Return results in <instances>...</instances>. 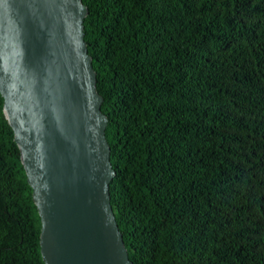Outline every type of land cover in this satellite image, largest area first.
<instances>
[{
	"label": "trees",
	"instance_id": "1",
	"mask_svg": "<svg viewBox=\"0 0 264 264\" xmlns=\"http://www.w3.org/2000/svg\"><path fill=\"white\" fill-rule=\"evenodd\" d=\"M132 264H264V0H82ZM0 95V264H44Z\"/></svg>",
	"mask_w": 264,
	"mask_h": 264
},
{
	"label": "water",
	"instance_id": "2",
	"mask_svg": "<svg viewBox=\"0 0 264 264\" xmlns=\"http://www.w3.org/2000/svg\"><path fill=\"white\" fill-rule=\"evenodd\" d=\"M82 0H0L2 111L40 218L44 264H132L110 204L115 175Z\"/></svg>",
	"mask_w": 264,
	"mask_h": 264
}]
</instances>
